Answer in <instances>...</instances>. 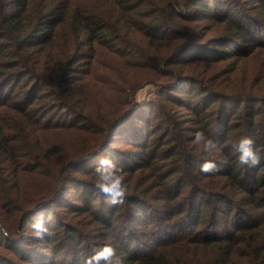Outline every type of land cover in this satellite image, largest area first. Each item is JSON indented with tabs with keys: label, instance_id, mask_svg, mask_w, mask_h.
Here are the masks:
<instances>
[{
	"label": "trees",
	"instance_id": "16d2710c",
	"mask_svg": "<svg viewBox=\"0 0 264 264\" xmlns=\"http://www.w3.org/2000/svg\"><path fill=\"white\" fill-rule=\"evenodd\" d=\"M246 1L0 0V244L12 250L0 264L29 261L31 242L17 246L12 236L33 238V210L65 200L69 183L85 181L75 168L120 135L139 169L154 170L158 190L136 184L137 168L125 170V203L80 207L98 225L71 233L93 248L111 244L123 264H264V30L251 17V9L264 16V0ZM147 82L159 97L149 110L133 101ZM198 130L219 136L221 150L201 151ZM244 135L261 166L233 154ZM208 159L218 173L199 171ZM131 203L153 209L149 242L123 223L130 213L139 221ZM76 245L71 262L85 263L93 248Z\"/></svg>",
	"mask_w": 264,
	"mask_h": 264
},
{
	"label": "rangeland",
	"instance_id": "374dc122",
	"mask_svg": "<svg viewBox=\"0 0 264 264\" xmlns=\"http://www.w3.org/2000/svg\"><path fill=\"white\" fill-rule=\"evenodd\" d=\"M256 0H247L246 2H251ZM213 4V1L211 2ZM249 5V4H248ZM211 7V6H210ZM211 12H214L210 9ZM251 12L254 14L251 17L254 20H257V29L264 30V16H261V11H257L256 9H251ZM207 23L206 19H202L199 24L205 25ZM259 36V35H258ZM185 58V55H183L182 59ZM230 64H227L229 66ZM16 84V81L13 82L10 87L14 86ZM9 87V88H10ZM157 87L151 83L147 82L145 85L139 87L136 92L134 93L133 101L136 103L142 104L145 106V109L149 110L151 106H153V102H158L159 97L156 95ZM7 91H4V94L7 93ZM151 104V105H150ZM148 106V107H146ZM154 108V109H153ZM152 109L154 112L152 113V117L154 118L155 115V109L157 108V105H155ZM183 118L185 120H189L190 118H194V115L190 113L188 109H183ZM61 120H65L68 122H78L77 119L75 120L71 115H68L67 113H62L60 115ZM131 122H127V129H130ZM184 126H193L192 121H189L187 123L183 124ZM196 131H193L192 133H195ZM112 145L108 147L107 151H104L101 153V155L96 156L97 158H94L91 162L85 165H78L73 174H78L81 178H85L83 180H77L76 183L73 185L71 183L68 184L66 187V199L60 200L59 202L55 203L54 201H51L48 205H42L36 207L37 202L32 203L33 206L31 209L36 207V209L33 210L32 215L29 216L28 220H32L37 213L43 211L45 212L49 217H51L55 224L52 227L51 231H55L54 235L51 233L50 236H45L43 240H39L35 237L31 239L25 238L22 240L23 236L19 237V233H15L14 238L15 241H18V245H22L24 243L28 244V242H31V245L28 244L29 250L31 251V255L29 257V261L26 263L25 261H15L14 264H51V262L59 261V264H73L71 262V258H74L75 254L73 251L77 247L76 244L83 247H92V242L90 238H87L83 235H75L74 233H71V228H91L94 224H97V220L95 219V216L93 214H89L87 211H82L83 208H89L93 212L97 211L100 212H106L107 209L111 206L109 203V197H106L104 195H101L99 191H93V188L91 186H88V183H93L96 181L97 177L94 173V169L98 158L103 155L107 154H113V159L116 160L119 165H122L125 170H129L131 168H137L138 170V178L137 183H142L143 186H148L150 189H153L155 186V183L153 182L155 179L154 170L150 172L149 170L143 171V169H139L141 166V162L143 160H140L136 157L130 156L128 154V151L134 150V145L132 146L129 142L130 140L124 139L123 135L116 136L115 138H111ZM85 167V168H84ZM69 171L68 173H70ZM126 182L127 184H131V180L129 179L128 173H126ZM71 186V189H69V186ZM68 190V191H67ZM158 190L157 188H154L152 192H155ZM134 192V191H133ZM151 194V193H150ZM154 196H160L154 195ZM75 198H78L75 199ZM76 200L80 206L74 205L71 200ZM133 204V207L135 210H138L139 212H142L141 215H136V219L139 217V221L132 223L130 221V216H135L130 214H125L122 218L123 223L127 224L134 230V234L139 235L135 240H142L143 242H149V240H152L153 237L149 236V233L147 232L150 228V225L154 224V220L156 217H151L153 213V209H148L146 207L147 204H140V203H131ZM81 207V209H80ZM79 209V210H78ZM133 212V211H132ZM135 214V212H133ZM162 218L160 217V220ZM142 221V223H139ZM144 222V223H143ZM69 232H68V231ZM1 232V231H0ZM23 232V231H21ZM31 233V230L28 232ZM32 234V233H31ZM52 241H49V240ZM98 240V238L96 239ZM5 242V240L1 239V233H0V243ZM8 243V241H7ZM11 244V243H10ZM21 248V247H20ZM70 249V250H69ZM89 253L86 257H89L92 255V250H88ZM0 253L3 255H10L12 254V250H7L0 244ZM76 257V256H75ZM67 262V263H66ZM76 264H85L84 262H80V260H77Z\"/></svg>",
	"mask_w": 264,
	"mask_h": 264
},
{
	"label": "clouds",
	"instance_id": "9594fccd",
	"mask_svg": "<svg viewBox=\"0 0 264 264\" xmlns=\"http://www.w3.org/2000/svg\"><path fill=\"white\" fill-rule=\"evenodd\" d=\"M193 143L198 148L209 155L219 152L223 143L219 136L206 135L204 131L198 130L194 134ZM255 141L247 135L241 136L238 141L232 144V152L240 165L255 168L261 166V157L254 149ZM199 171L210 176L219 172V167L214 160H205ZM94 173L97 177L94 187L102 195L109 197L111 205H122L125 203L128 194L126 184V172L122 165L116 164L111 158V154L103 155L98 158ZM55 221L45 212L41 211L29 222L32 235L43 240L45 236L51 235V229ZM4 235L7 232L4 231ZM85 264H123L117 255L116 249L111 244H105L100 248H93L92 255L87 257Z\"/></svg>",
	"mask_w": 264,
	"mask_h": 264
}]
</instances>
